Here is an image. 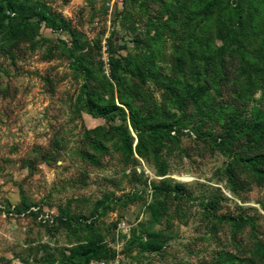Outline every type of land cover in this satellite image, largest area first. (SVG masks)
Masks as SVG:
<instances>
[{
	"label": "rangeland",
	"instance_id": "374dc122",
	"mask_svg": "<svg viewBox=\"0 0 264 264\" xmlns=\"http://www.w3.org/2000/svg\"><path fill=\"white\" fill-rule=\"evenodd\" d=\"M208 1L0 11V264H264V0ZM110 56L141 79L113 82ZM86 86L121 110L93 116ZM127 104L149 116L141 155Z\"/></svg>",
	"mask_w": 264,
	"mask_h": 264
},
{
	"label": "trees",
	"instance_id": "16d2710c",
	"mask_svg": "<svg viewBox=\"0 0 264 264\" xmlns=\"http://www.w3.org/2000/svg\"><path fill=\"white\" fill-rule=\"evenodd\" d=\"M216 3V0H209L207 2V5H214ZM6 8L9 11H13V0H0V11ZM43 18L47 20V22L52 23V18L43 15ZM50 24V23H48ZM48 26V25H46ZM72 56V64L75 66V68L79 69L81 74L83 75L84 80H89L92 78V73L89 70V68L85 65H83L82 61L76 57L74 53H71ZM108 71H109V77L110 79L118 83L120 82L122 76L125 74H128L131 77H135L137 79H141V73L131 65V59L128 56L122 57V62L118 58H115L113 56H110L108 58ZM85 104L88 107L89 112L96 117H103L106 116L110 112H117L120 109V107L115 104L114 102L108 103V104H99L96 102L92 97V91L89 87L86 86L85 90ZM128 109V125L131 131L134 133V135L137 138V141L134 146L135 152H137L139 155L142 153L143 145H141L142 138L141 133L144 131V129L148 126V119L149 116L147 114H141L140 111L137 108L132 107L131 105L127 104ZM116 134L118 136L119 143L115 145V149L117 151H120L123 155H129L132 152V136L130 134V131L128 128H125L124 130H121L119 127L115 128ZM93 150L95 152L105 154L107 152V149L99 140H95L93 142ZM87 159L90 160L93 163H97V159L94 154H87ZM256 172L258 174L264 173V169L257 168ZM137 198V195L132 194H124L123 199L125 201H133ZM153 205H150V215L153 220H157V213ZM140 248L142 250H156L161 247V243L155 242L154 238L151 233H148V237L141 241Z\"/></svg>",
	"mask_w": 264,
	"mask_h": 264
},
{
	"label": "built area",
	"instance_id": "2783aa9c",
	"mask_svg": "<svg viewBox=\"0 0 264 264\" xmlns=\"http://www.w3.org/2000/svg\"><path fill=\"white\" fill-rule=\"evenodd\" d=\"M101 264H104V263H101ZM109 264H118V261L117 260H114L113 263L109 262Z\"/></svg>",
	"mask_w": 264,
	"mask_h": 264
}]
</instances>
